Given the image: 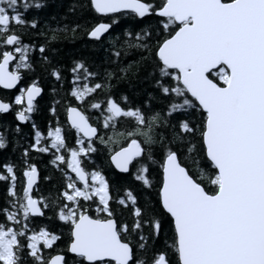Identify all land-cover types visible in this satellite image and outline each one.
<instances>
[{"label":"snow or ice","instance_id":"6c2138e0","mask_svg":"<svg viewBox=\"0 0 264 264\" xmlns=\"http://www.w3.org/2000/svg\"><path fill=\"white\" fill-rule=\"evenodd\" d=\"M42 7L41 0H0L4 89L35 71V51L48 62L44 44L37 49L24 39L29 25L37 27L25 13ZM85 7L109 18L85 29L94 42L118 23L116 17L157 16L155 35L147 28L125 31L122 41L112 43L111 55L119 65L122 49L142 53L157 93L167 102L165 110L146 114L141 107L125 106L127 97L118 101L111 93L110 81L126 79L134 67L139 70V62L91 83L97 73L74 61L71 100L64 106L74 144L69 146L53 106L56 126H49L45 136L33 122L34 142L23 153H51L50 163L64 181L59 196L34 195L35 164L25 161L22 179L13 164L0 165L6 185L0 264H70L68 254L72 264H264V0H87ZM81 27L64 25L47 39L55 41L61 32L75 38ZM51 75L61 79L57 68ZM42 91L38 78L32 79L13 102L0 99V113L15 109L16 121H29ZM98 91L104 98L91 101ZM88 109L96 113L94 122ZM11 131L20 132V124ZM8 142L6 131H0V149ZM98 144L121 173L134 167V180L144 190L155 187L156 198L141 204L130 188L116 190L113 197L103 171L85 166ZM113 204L129 216L118 217ZM45 209H54L68 228L63 248L57 247L63 233L32 226ZM166 226L171 244L158 245Z\"/></svg>","mask_w":264,"mask_h":264},{"label":"trees","instance_id":"16d2710c","mask_svg":"<svg viewBox=\"0 0 264 264\" xmlns=\"http://www.w3.org/2000/svg\"><path fill=\"white\" fill-rule=\"evenodd\" d=\"M41 2L43 4L42 8H31L25 13L27 20L35 19L37 21V27L32 29L29 25L25 30L24 39L25 42H29V39H31L37 45V49L40 44H44L47 49L45 55L48 57V62L41 59L38 50L35 51L32 54L35 71L26 73L21 84L25 86L32 79L38 78L39 85L43 88V94L38 98L39 100L35 105L34 115L31 116L27 124L20 125V132L13 133L11 131L18 124L12 113L0 116V129L1 131H6L9 137L7 147L0 149V165L4 163L13 164L17 177L22 179V170L25 167V161L28 164H36L40 168L42 197L55 199L59 196L64 181L61 172L57 171L55 166L50 163L52 159L51 153L42 154L32 149H29L27 157L23 153L25 148H28L34 142L33 122L44 135H46L49 126H56L57 117H54L50 111V108L53 106L56 107L60 124L66 129L65 135L69 146L74 144L75 133L74 130L71 132L67 131L68 126L65 124L66 115L64 112L65 101L71 100L68 93L72 86V73L70 69L74 61H84L91 71L97 73V77L91 83H96L97 81L103 82L105 73L115 71L117 67H124L139 62V70L136 71L134 67L133 72L129 73L126 79H113L110 81L112 86L111 93L118 101L121 97H127V105L125 106L141 107L146 114L150 111L163 112L167 102L157 93L155 81L148 75L152 71L151 65H146L141 60L142 53L139 50L122 49L119 65L112 62L114 57L111 55L112 43L117 40L122 41L125 31L139 32L141 29L147 28L155 35L158 31V18L156 15L152 14L146 18L139 19L131 16L116 17L118 23L113 26L100 42H94L87 37L85 29L101 20L109 21V18L101 17L99 14L88 11L85 7L87 0H41ZM155 2L159 3V0H155ZM73 24H80L82 26L78 30L75 38L72 37L71 32L67 36L61 32L55 41H49L47 39V37L52 35L51 30L62 28L64 25L71 27ZM116 46L119 47V44ZM53 68L60 70L61 79L59 81L51 75ZM102 98H104V93L98 91L90 99L91 101H95ZM85 107L87 108V105ZM88 114L93 117L94 122L96 113L88 109ZM193 118L198 119V114ZM125 123L130 124L131 121H126ZM170 130L171 126L169 125ZM157 131H163V129L158 128ZM97 148V152L91 155L90 161H85V166L89 171L93 168L103 171L113 185V197L117 195L116 190L122 192L124 188H130L137 193L141 204L145 202V199L150 198L154 200L156 198L155 187L150 191L144 190L134 180V167L127 174L118 172L110 164L107 149L99 144ZM157 167L158 165H153L154 169ZM17 187L19 190V182ZM5 198L6 185L3 181H0V206L4 205ZM112 206L116 209L118 217L121 213L124 218L129 216L128 210L117 208L115 204ZM92 214L95 216L94 212ZM42 225H46L50 232H55L58 235L63 233V238L57 242V247H65L68 228L64 222L59 221L54 209H45L44 216L36 217L32 222V226L37 230ZM171 237L172 232L166 226L165 232L161 234L160 240L158 241V245L165 243L171 244ZM68 259L70 264H72L73 255L68 254Z\"/></svg>","mask_w":264,"mask_h":264},{"label":"flooded vegetation","instance_id":"af4514ba","mask_svg":"<svg viewBox=\"0 0 264 264\" xmlns=\"http://www.w3.org/2000/svg\"><path fill=\"white\" fill-rule=\"evenodd\" d=\"M21 83H22V81H20L19 85L16 88H14V89H4V88L0 87V99H3L5 102H13L14 101V96L17 95V94H19V89L21 87H24V86H22ZM38 100L39 99H37L35 101V105L38 102ZM14 111H15V109L13 111H9L8 113H12L13 116H14ZM8 113H0V116L5 115V114H8ZM33 115H34V111H33V113H31V116H33ZM27 122H25L24 124H27ZM18 123L20 125H24V124H21L20 122H18ZM0 131H1V129H0ZM38 169H39V173H40V168L38 167ZM40 181H41V176L39 175V179H38L36 185L34 186V195L36 197L43 196L41 194V192H42V190H41L42 185H41Z\"/></svg>","mask_w":264,"mask_h":264},{"label":"water","instance_id":"95a60500","mask_svg":"<svg viewBox=\"0 0 264 264\" xmlns=\"http://www.w3.org/2000/svg\"><path fill=\"white\" fill-rule=\"evenodd\" d=\"M99 22H101V21H99ZM103 22H109L108 20H103ZM107 35V34H106ZM105 35V36H106ZM19 83H20V81L17 83V85L16 86H14V88H16L18 85H19ZM40 86V85H39ZM0 87H2V86H0ZM41 87V86H40ZM3 88V87H2ZM13 88V89H14ZM42 88V87H41ZM42 90H43V88H42ZM42 94H43V91H42V93H41V95L40 96H38L37 98H36V100L39 98V97H41L42 96ZM35 100V101H36ZM21 124H24L25 122H20ZM37 166V165H36ZM113 166V165H112ZM114 167V166H113ZM115 168V167H114ZM37 170H38V179H39V175H40V173H39V169H38V166H37ZM118 172H120L118 169H116ZM121 173V172H120ZM124 174H127V173H124ZM38 179H37V181H38ZM35 186V185H34ZM72 255V254H71Z\"/></svg>","mask_w":264,"mask_h":264},{"label":"rangeland","instance_id":"374dc122","mask_svg":"<svg viewBox=\"0 0 264 264\" xmlns=\"http://www.w3.org/2000/svg\"><path fill=\"white\" fill-rule=\"evenodd\" d=\"M46 136V135H45Z\"/></svg>","mask_w":264,"mask_h":264}]
</instances>
